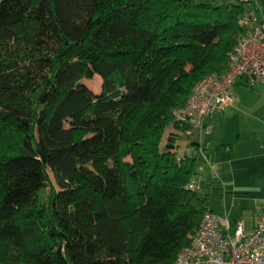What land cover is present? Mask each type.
Wrapping results in <instances>:
<instances>
[{"label": "trees", "instance_id": "1", "mask_svg": "<svg viewBox=\"0 0 264 264\" xmlns=\"http://www.w3.org/2000/svg\"><path fill=\"white\" fill-rule=\"evenodd\" d=\"M245 4L0 0V264L174 262L208 201L160 140L226 69Z\"/></svg>", "mask_w": 264, "mask_h": 264}, {"label": "crops", "instance_id": "2", "mask_svg": "<svg viewBox=\"0 0 264 264\" xmlns=\"http://www.w3.org/2000/svg\"><path fill=\"white\" fill-rule=\"evenodd\" d=\"M230 1L257 7L264 17V0ZM234 87L239 96L233 97L232 106L204 119L209 133L171 132L174 150L196 158L193 177L207 196V208L228 221L229 232L238 220L250 232L264 204V88L253 91L242 79L234 82L232 92ZM244 90L254 96H244Z\"/></svg>", "mask_w": 264, "mask_h": 264}, {"label": "built area", "instance_id": "3", "mask_svg": "<svg viewBox=\"0 0 264 264\" xmlns=\"http://www.w3.org/2000/svg\"><path fill=\"white\" fill-rule=\"evenodd\" d=\"M237 24L241 33L229 53L226 69L201 78L184 105L173 111L186 136L194 129L209 133L204 119L232 106L235 81L242 79L249 87L264 83V17L257 7L246 8L238 15ZM187 188L200 190L194 177ZM228 229V221L207 208L189 245L178 252L172 264H264V204L250 232H245L241 220L232 232Z\"/></svg>", "mask_w": 264, "mask_h": 264}, {"label": "rangeland", "instance_id": "4", "mask_svg": "<svg viewBox=\"0 0 264 264\" xmlns=\"http://www.w3.org/2000/svg\"><path fill=\"white\" fill-rule=\"evenodd\" d=\"M3 50V51H2ZM7 50V47L6 46H3L2 48H0V51L2 53H4L5 51ZM83 83L90 89L92 90L93 92L95 93H98L100 91V85H101V79L98 75H94L91 79H88V80H83ZM260 88H264V85H256L253 87V91H255L256 89H260ZM243 92V95L244 96H254L253 93H251L250 91H242ZM233 97H238L239 94L236 90V87L233 88ZM173 130L172 128V124L168 125L167 128L164 130L163 134H162V137H161V140H160V147H163V145L165 144L166 142V138L167 136L169 135H172L173 133L171 132ZM176 132L179 134L180 131L179 130H176ZM179 138V137H178ZM179 141L180 138L178 139ZM126 160H129V158H126ZM51 177V182H53V178L52 176ZM47 191H48V188H41L37 191L36 193V198H37V201L40 203V204H43L46 202L47 200Z\"/></svg>", "mask_w": 264, "mask_h": 264}, {"label": "water", "instance_id": "5", "mask_svg": "<svg viewBox=\"0 0 264 264\" xmlns=\"http://www.w3.org/2000/svg\"><path fill=\"white\" fill-rule=\"evenodd\" d=\"M42 101H43V99H42Z\"/></svg>", "mask_w": 264, "mask_h": 264}]
</instances>
